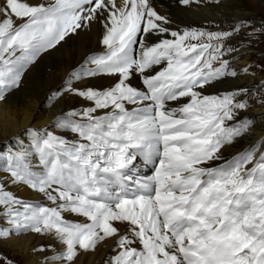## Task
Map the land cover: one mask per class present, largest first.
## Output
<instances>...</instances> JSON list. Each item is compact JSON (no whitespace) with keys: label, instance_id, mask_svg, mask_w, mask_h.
Masks as SVG:
<instances>
[{"label":"snow or ice","instance_id":"obj_1","mask_svg":"<svg viewBox=\"0 0 264 264\" xmlns=\"http://www.w3.org/2000/svg\"><path fill=\"white\" fill-rule=\"evenodd\" d=\"M98 19L106 51L86 57L63 91L52 93L92 102L55 119L53 129L77 138L30 130L43 166L37 171L26 153L9 157L11 182L42 193L53 206L18 198L0 182V216L10 226L0 228V238L13 231L51 235L64 246L51 258L61 264H74L78 249L94 250L107 239L114 240L115 255L106 264H264V140L259 152L253 144L208 166L252 123L240 115L248 106L245 90L203 94L211 82L237 75L223 58L234 51L223 43L231 32L170 31L149 0H124L120 7L116 0H4L0 101L43 53ZM136 74L143 88L131 84ZM99 75L116 81L102 90L73 87ZM181 98L187 102L170 106ZM141 161L152 175L135 174Z\"/></svg>","mask_w":264,"mask_h":264},{"label":"bare ground","instance_id":"obj_2","mask_svg":"<svg viewBox=\"0 0 264 264\" xmlns=\"http://www.w3.org/2000/svg\"><path fill=\"white\" fill-rule=\"evenodd\" d=\"M3 2L4 0H0V4ZM30 2L50 4L54 0H30ZM123 3L124 0H116L117 7L122 6ZM149 3L159 15L168 18L170 31L201 30L203 27L215 26H228L231 31L237 25L242 27L244 22H264V0H257V3L244 2V0H190L187 5L180 0H149ZM256 8H260V12L255 10ZM246 27L244 32L233 33L225 44L226 48L234 49L231 52L227 51V60L229 71L234 70L237 75H227L211 82L205 86L203 94L245 90L242 100L246 101L248 106L241 110L240 115L252 123L247 134L221 149L222 160L213 161L208 166L221 164L253 144L259 152L260 142L264 140V119L261 117V112L264 111V99L254 98L247 93L264 77V60L257 64L251 61L252 49L255 47L248 42V38L255 36L257 30ZM104 32L103 21L98 19L91 22L88 27L69 34L64 41L43 53L30 65L19 87L9 90L5 93L6 99L0 101V182H4L6 189L18 198L33 203L39 202L44 206H53L42 193L23 183L11 182L10 174L3 169L6 153L9 157L17 152L26 153L25 162L33 171H37L43 166L39 163V154L35 149L30 130H54L55 134L68 140L77 138L76 134L69 130L53 129L55 119L68 111L91 106L92 102L68 92H64L58 98L53 97L52 93L63 91L66 87L64 82L69 78V74L79 68L86 57L106 51V47L101 43ZM163 38L170 39V33ZM151 42H157V38L153 36ZM263 50L264 47L259 45L258 52ZM155 70H160V66ZM115 81V76L108 75L84 77L80 81H74L73 87L77 89L93 87L102 90L112 86ZM131 84L143 88L142 78L138 74L131 78ZM185 102L187 98H181L178 102H170V106L176 107ZM97 114H103L102 110ZM65 216L73 221L87 222L85 218L75 214H65ZM0 226L10 227L2 216H0ZM123 227L121 225L122 229ZM41 248L44 251H39ZM63 248L64 246L51 235L33 231L19 233L13 231L8 237L0 238V255L3 254L8 258L0 261V264H6L7 261L11 264H61L60 261L51 258ZM113 255H115L114 240L107 239L98 244L94 250L78 249L74 264H106Z\"/></svg>","mask_w":264,"mask_h":264},{"label":"rangeland","instance_id":"obj_3","mask_svg":"<svg viewBox=\"0 0 264 264\" xmlns=\"http://www.w3.org/2000/svg\"><path fill=\"white\" fill-rule=\"evenodd\" d=\"M245 1H247V2L248 1H254L255 3H257V0H244V2ZM255 10L260 12V8H256ZM259 14L261 15V13H259ZM242 25L243 26L239 27L238 30H235V28H234V30H231V31L228 28V26L227 27L226 26H224V27H222V26L203 27V28H201V30H204L206 32H231L232 35L229 37V38H231L233 36V33H235V32H244L247 29L246 26H248V29H252V28L256 29L257 32L255 33V36H249L250 38H248V42L250 44H252V46L255 47L254 49H252L253 57L251 58V61H253L255 64H257V62L264 60V50L261 52H258L259 45H262L264 47V22L251 21L249 23L244 22ZM227 39L223 41L224 45L226 44ZM223 58L227 59V51H225ZM263 87H264V77L261 79L260 82H258L256 84V86L251 88L247 93H248V95H250L254 98H263L264 99ZM228 92H230V91H228ZM222 94H224V93H212L210 95H222ZM261 117L264 119V111L261 112ZM244 118H246V117H244ZM243 151H245V150H241L240 153ZM6 157L7 158H5V160H4L3 169H4V171L8 172V174H10V172L7 171L8 163H9L8 153H6ZM0 228H2V227L0 226ZM4 259L8 260V258L6 256H4L3 254L0 255V261H3Z\"/></svg>","mask_w":264,"mask_h":264}]
</instances>
